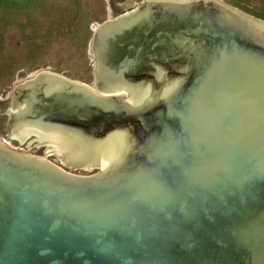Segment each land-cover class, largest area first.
<instances>
[{
	"label": "water",
	"instance_id": "obj_1",
	"mask_svg": "<svg viewBox=\"0 0 264 264\" xmlns=\"http://www.w3.org/2000/svg\"><path fill=\"white\" fill-rule=\"evenodd\" d=\"M89 50L92 84L11 89L8 135L47 147L0 138V264H264V21L139 0Z\"/></svg>",
	"mask_w": 264,
	"mask_h": 264
},
{
	"label": "rangeland",
	"instance_id": "obj_2",
	"mask_svg": "<svg viewBox=\"0 0 264 264\" xmlns=\"http://www.w3.org/2000/svg\"><path fill=\"white\" fill-rule=\"evenodd\" d=\"M138 1L86 0L81 10L69 13L70 17L45 18L42 17L44 13L36 10L41 3L38 0H0V138L10 146L32 148L43 154L47 145L35 144L36 141L30 139L33 136L25 141H9L6 137L4 113L9 106L13 85L40 69L92 84L89 42L93 27L100 21L93 17L100 10L107 9L105 5L108 3L115 5L116 13H120ZM120 3L126 6L121 7ZM63 21L66 28L60 26ZM50 158L53 160L55 157L50 155Z\"/></svg>",
	"mask_w": 264,
	"mask_h": 264
},
{
	"label": "crops",
	"instance_id": "obj_3",
	"mask_svg": "<svg viewBox=\"0 0 264 264\" xmlns=\"http://www.w3.org/2000/svg\"><path fill=\"white\" fill-rule=\"evenodd\" d=\"M40 1V6L36 8L37 11H41L42 17L45 18H60V17H70V12L75 10H81L83 8V3L86 0H38ZM93 2H100L102 0H90ZM109 1V0H108ZM229 3L232 7L248 14L251 17L257 18L259 20L264 21V0H224ZM122 3V2H121ZM121 7H123V4ZM46 4V5H45ZM115 6V5H114ZM113 5L106 4L104 11H99L93 19H100L97 23L102 20L113 17L119 13H116V10ZM93 9V8H92ZM91 9V12L93 10ZM95 10V9H94ZM121 13V12H120ZM92 19V18H91ZM60 26H64L66 28L67 24L65 21L60 24Z\"/></svg>",
	"mask_w": 264,
	"mask_h": 264
},
{
	"label": "flooded vegetation",
	"instance_id": "obj_4",
	"mask_svg": "<svg viewBox=\"0 0 264 264\" xmlns=\"http://www.w3.org/2000/svg\"><path fill=\"white\" fill-rule=\"evenodd\" d=\"M124 6H126V5H124ZM29 77V76H28ZM25 78H27V77H25ZM25 78H23V79H25ZM23 79H20V80H18L17 82H19V81H21V80H23ZM11 92V91H10ZM9 96H10V94H9ZM8 105H9V98H8ZM7 109H9V106H8V108ZM7 109H6V111H5V116H6V118H7ZM31 136H33V138H30V137H27V139L26 140H28L29 138L30 139H32L33 141H36V143L35 144H39V143H41L42 141L37 137V136H35V135H31ZM6 137L9 139V141L10 140H16V141H19L18 139H15V138H12V137H10L9 135H8V133H7V131H6ZM47 152V151H46ZM74 172H76V173H89L90 171H82V170H74Z\"/></svg>",
	"mask_w": 264,
	"mask_h": 264
},
{
	"label": "bare ground",
	"instance_id": "obj_5",
	"mask_svg": "<svg viewBox=\"0 0 264 264\" xmlns=\"http://www.w3.org/2000/svg\"><path fill=\"white\" fill-rule=\"evenodd\" d=\"M31 74H33V73H31ZM29 76V75H28Z\"/></svg>",
	"mask_w": 264,
	"mask_h": 264
}]
</instances>
